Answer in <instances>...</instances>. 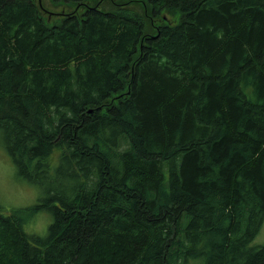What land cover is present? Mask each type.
Returning a JSON list of instances; mask_svg holds the SVG:
<instances>
[{
  "label": "trees",
  "instance_id": "1",
  "mask_svg": "<svg viewBox=\"0 0 264 264\" xmlns=\"http://www.w3.org/2000/svg\"><path fill=\"white\" fill-rule=\"evenodd\" d=\"M51 1L0 0V142L42 191L0 264H264V0Z\"/></svg>",
  "mask_w": 264,
  "mask_h": 264
},
{
  "label": "rangeland",
  "instance_id": "2",
  "mask_svg": "<svg viewBox=\"0 0 264 264\" xmlns=\"http://www.w3.org/2000/svg\"><path fill=\"white\" fill-rule=\"evenodd\" d=\"M43 0H41L42 3ZM46 9L44 8V20L56 22L62 11L73 12V7H59L56 6L51 0H44ZM101 5L104 10H115V8H123L122 10H135L142 11L141 4L127 3V1H92L91 6ZM87 5V6H88ZM85 7H82V11ZM79 10V9H78ZM81 11V12H82ZM146 14V13H145ZM178 15L165 14L161 23L174 24L178 21ZM5 146L0 142V206L9 211L12 209H26L36 205L42 196V191L37 186L31 184L25 179L17 176V171L13 160L5 150ZM53 222L51 214L47 212H40L35 215L32 220L23 226L28 234H34L44 237L48 234L49 225ZM259 234L250 244L251 247H259L264 245V224L259 230Z\"/></svg>",
  "mask_w": 264,
  "mask_h": 264
},
{
  "label": "water",
  "instance_id": "3",
  "mask_svg": "<svg viewBox=\"0 0 264 264\" xmlns=\"http://www.w3.org/2000/svg\"><path fill=\"white\" fill-rule=\"evenodd\" d=\"M40 5H42L41 0H39Z\"/></svg>",
  "mask_w": 264,
  "mask_h": 264
}]
</instances>
